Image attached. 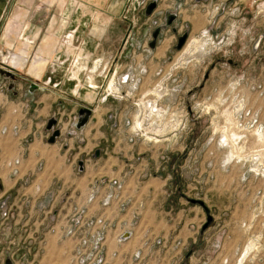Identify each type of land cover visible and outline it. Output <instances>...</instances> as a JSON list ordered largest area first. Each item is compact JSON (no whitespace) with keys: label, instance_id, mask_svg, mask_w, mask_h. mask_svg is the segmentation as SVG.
<instances>
[{"label":"rangeland","instance_id":"rangeland-1","mask_svg":"<svg viewBox=\"0 0 264 264\" xmlns=\"http://www.w3.org/2000/svg\"><path fill=\"white\" fill-rule=\"evenodd\" d=\"M150 1L143 0L135 10L129 9L126 20L121 18L125 23L121 29L126 31L123 39L100 40L110 45V56L108 65L96 75L91 68L99 57L83 55L80 47V61L91 66L77 72V51L72 52V48L80 43L74 36L71 46L66 38L74 30L67 16L63 23H52V30H58L55 36L50 34V28L39 36V22L28 29L22 26L7 43L0 44V68L11 71L2 61L14 66L15 55L22 57L11 76L0 72L2 89L9 87L11 93L34 91L30 84L38 77L23 73L36 57L45 59L42 70L47 64L56 70L63 66L70 78L80 75L86 80L93 74L96 80L104 79L89 109L92 115H98L103 104L112 99L113 108L105 113L112 127L105 157L131 159L127 169L133 171L142 162L144 175L165 178L161 199L172 202L176 213L183 207L191 210L197 220L193 229L204 225L208 214L212 217L203 241L198 239L193 244L192 260L187 264H264V0H237L235 6L233 1L173 0L165 13L158 11L163 0H155V8L147 13ZM202 4L209 18L198 28L193 17L185 18L182 10L187 8L194 15L202 10ZM155 12L159 16L155 17ZM168 12L177 14L181 22H167ZM50 22L51 17L49 25ZM184 34L186 41L178 49L179 37ZM27 38L32 43L27 47L29 58L24 68L25 55L18 52L25 48ZM166 44L169 46L165 48ZM55 46L59 53L47 59V55H41V50L46 53ZM157 49H161L159 53ZM1 54L8 56L5 59ZM126 75L128 81L122 83ZM13 82L24 89L17 90ZM108 91L111 95L104 101L102 97ZM119 112L125 118L120 120ZM112 185L118 191L105 196L101 202L104 207L119 198L124 184L113 180ZM99 188L91 186L88 202L99 196ZM189 199L202 201L205 208ZM43 206L38 205L37 211L42 212ZM81 210L87 211L85 206ZM8 215L9 210L4 208L2 217L6 219ZM81 217L89 221L84 214ZM71 223L72 220L63 221L64 236ZM132 226L135 238L139 236L140 240L135 252H144L145 244L156 239L165 240L167 247L175 241L183 242L176 235L157 237ZM39 234L40 231L32 238ZM22 238L20 233L19 240ZM20 242H0V264H7L6 258L12 264H45L41 258L44 242ZM135 252L112 264H186L180 256L166 260L164 247L159 258L151 257L147 251L149 255L139 263L125 261ZM114 256L118 258L119 254ZM59 264H74L73 249Z\"/></svg>","mask_w":264,"mask_h":264},{"label":"crops","instance_id":"crops-1","mask_svg":"<svg viewBox=\"0 0 264 264\" xmlns=\"http://www.w3.org/2000/svg\"><path fill=\"white\" fill-rule=\"evenodd\" d=\"M172 1L163 0L158 11L167 12ZM220 1L225 4L233 1L232 6L238 4L237 0ZM127 6L128 0H0V44L7 43L22 26L34 27L37 22L41 24L39 36L43 30L48 32L49 28L50 34L55 36L58 30H52V23H63L64 16H67L82 54L99 57L91 68L96 75V72L108 65L110 56V45L100 40L113 37L123 39L126 35V31L121 29V18ZM202 10L194 12V15L187 8L182 11L185 18L193 17L195 23H198L197 27L202 28L203 22L206 24L209 18V13ZM153 15L159 16L158 12ZM167 16H174V23L181 22L174 12H168ZM31 43L27 38L25 48L18 52H23L27 59L24 68L29 58L27 47ZM56 46L46 53L41 50V55H47V59L56 54ZM168 46L166 44L165 48ZM44 49L47 50L48 46ZM160 50L157 49V53ZM1 56L6 59L8 55ZM21 61L22 57L15 56L14 66L21 64ZM44 63L43 57H36L23 73L25 76L35 75L39 78H34L36 82L30 84H36L34 91L25 89L18 93L13 90L11 93L9 87L8 90L2 89L4 82L0 80V242L19 245L20 241L32 244L41 240L45 243L42 261L45 264H59L65 258L67 260L74 247L71 238L63 237L61 225L63 221L75 219L76 210L85 206L87 211L84 216L87 220L101 219L116 228L107 233V264L122 262L128 254L140 247L139 236L123 244L116 239L120 230L131 229L133 224L136 230L149 231L157 237L176 235L184 245L174 256H180L186 264L191 262L193 244L198 239L203 241L206 232L203 224L193 229V223L197 220L190 214L191 210L183 207L176 213L172 202L166 203L161 199L164 194L161 183H164L165 178L144 175L142 162L133 171L127 169L131 159L120 161L119 157H105L112 134L105 113L113 108L112 99L103 104L98 115H92L91 111L84 126H77L80 110L93 106L98 88L105 80H96L93 74L94 79L91 76L85 80L80 75L70 78L63 66L56 70L54 67L48 68L47 64L42 70ZM2 64L11 71L0 68V72L18 69L3 61ZM84 64L79 59L77 72L91 66V63ZM13 84L17 90L24 89L20 83ZM123 115L119 112L120 120L125 118ZM53 119L57 121L55 129L60 131V135L54 142H50L53 131L48 130L47 126ZM122 142L127 145L124 138ZM124 145L125 151L127 149ZM101 153L104 157H101ZM113 180H119L124 185L119 191V198L104 207L101 202L105 196L118 191L112 185ZM91 186L100 187L99 196L93 202H88ZM38 205H45L42 212L37 211ZM4 208L9 210L6 219L2 217ZM38 231L40 234L32 238ZM20 233H23L22 240H19ZM115 253L120 257L113 258ZM6 263L13 262L6 258Z\"/></svg>","mask_w":264,"mask_h":264},{"label":"built area","instance_id":"built-area-1","mask_svg":"<svg viewBox=\"0 0 264 264\" xmlns=\"http://www.w3.org/2000/svg\"><path fill=\"white\" fill-rule=\"evenodd\" d=\"M143 0H128V6L125 9V14L123 15V19L126 20L128 16L129 9H136V6H140ZM152 3H156L155 0L150 1L147 6ZM70 35L72 37H70ZM75 36V31H71L68 35H66L67 39H71L73 42ZM71 42V43H72ZM73 44V43H72ZM71 44V46H72ZM74 50L77 51L76 57L74 59L75 64H78L80 59V48L79 46H73ZM59 53V50H57ZM73 56V55H72ZM59 58V57H58ZM59 62V61H58ZM54 72V70H53ZM50 82V78H48ZM128 81V75L125 76L124 79L121 80L122 83ZM111 94L106 92L105 96L102 97L104 101L108 99ZM92 111V110H91ZM85 210L77 209L75 212V219L72 220V223L67 228L66 232L67 235L63 237L71 238L74 241L73 247V262L74 264H106L107 263V256H106V239L107 233L109 230H116L110 222H103V220H94V221H85L83 215ZM65 226H62L61 231L63 234ZM82 232V234L80 233ZM69 235V236H68ZM135 237V232L133 227L126 230H120L117 234V242L118 243H125L131 238ZM183 242L175 241L174 244L170 247L166 246V241H161L156 239L155 241H151L149 244H145L144 252L141 250H137L132 257L129 259L126 258L125 261H132V262H141L144 257L148 256V252L150 251V256H155L156 258L160 257L161 249L165 248V259L172 260L175 258L174 253L181 250L183 247ZM145 252H147L145 254ZM183 262V261H182ZM184 263V262H183Z\"/></svg>","mask_w":264,"mask_h":264},{"label":"water","instance_id":"water-1","mask_svg":"<svg viewBox=\"0 0 264 264\" xmlns=\"http://www.w3.org/2000/svg\"><path fill=\"white\" fill-rule=\"evenodd\" d=\"M154 8H155V4L154 3L150 4L148 6V8H147V13H150ZM173 20H174V16H169L167 22L172 23ZM185 41H186V35L184 34V35L179 37V40H178V43H177V48L178 49L182 48V46L184 45ZM1 72H4L5 74L11 76V72H9V71H1ZM31 87H32L31 90H33V88H36V84H33ZM79 115H80V117H79V122H78L77 126L78 127H82L88 121V119H89V117L91 115V110L83 108L82 110H80ZM56 124H57V121L54 120V119L50 120L49 123H48V126H47L48 130H52L53 131L52 135H51V138L49 140L50 142H54L55 139L60 135V131L58 129H55ZM189 201L191 203H198V204H200L201 206H203L205 208L204 203L202 201H200V200L189 199ZM211 222H212V217L208 214L207 215V222L203 225V230H205L209 226V224Z\"/></svg>","mask_w":264,"mask_h":264},{"label":"bare ground","instance_id":"bare-ground-1","mask_svg":"<svg viewBox=\"0 0 264 264\" xmlns=\"http://www.w3.org/2000/svg\"><path fill=\"white\" fill-rule=\"evenodd\" d=\"M70 37H72L71 35H70ZM72 41H71V39L69 40V44L71 45L72 43H71ZM75 50H74V48H72V52H74ZM76 53V52H75ZM25 55V54H24ZM16 56V55H15ZM19 58V57H18ZM18 60V59H17ZM27 61V59H25L24 58V60H23V62L25 63ZM24 66H25V64H24Z\"/></svg>","mask_w":264,"mask_h":264},{"label":"flooded vegetation","instance_id":"flooded-vegetation-1","mask_svg":"<svg viewBox=\"0 0 264 264\" xmlns=\"http://www.w3.org/2000/svg\"><path fill=\"white\" fill-rule=\"evenodd\" d=\"M3 206L5 207V203H3Z\"/></svg>","mask_w":264,"mask_h":264}]
</instances>
